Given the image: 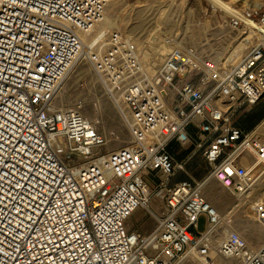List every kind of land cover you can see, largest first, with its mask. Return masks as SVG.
<instances>
[{
  "label": "built area",
  "instance_id": "built-area-1",
  "mask_svg": "<svg viewBox=\"0 0 264 264\" xmlns=\"http://www.w3.org/2000/svg\"><path fill=\"white\" fill-rule=\"evenodd\" d=\"M109 3L0 0V264H182L190 254L212 264L218 233L225 264H264V244L249 245L203 192L215 178L244 196L264 178V135L233 118L264 100V0L229 14L232 28L254 23L259 34L231 66L172 33L164 60L147 62L118 27L87 52L81 33L102 24ZM86 52L130 131L112 151L80 105H54ZM173 143L203 155L209 175L169 184L187 164ZM139 208L156 219L148 233L128 228ZM251 210L264 225V197Z\"/></svg>",
  "mask_w": 264,
  "mask_h": 264
},
{
  "label": "rangeland",
  "instance_id": "rangeland-1",
  "mask_svg": "<svg viewBox=\"0 0 264 264\" xmlns=\"http://www.w3.org/2000/svg\"><path fill=\"white\" fill-rule=\"evenodd\" d=\"M260 3L261 0H110L105 13L118 19L119 24L112 25V28L126 30L140 47L148 51L150 58L145 60L147 62H150L151 58H154L156 64L164 60L170 46L162 44V36L172 33L182 38L187 45L197 46L203 56L213 57L220 60L224 66H231L249 52L258 37L253 40L255 30L232 28L229 25V14L239 12L244 7L258 6ZM104 26L103 21L92 31L93 36L90 38L99 34ZM110 29L108 28V31ZM244 38L249 39L250 43L241 52L238 49L245 41ZM79 58L71 67L55 97L54 105H80L82 113L106 137L108 142L104 151L126 146L131 140V135L117 100L107 93L88 58ZM233 118L236 125L245 129L259 128V133L264 135V100L252 108H240ZM173 150L177 162L187 159L188 163L184 169L177 170L176 175L198 181L209 175V164L203 155L198 153L190 156V148L178 143L172 145V153ZM154 180L157 181L156 178ZM203 192L208 202L222 217L230 219L232 227L249 245L258 248L264 244V225L254 217L251 210L255 200L264 197V178L257 182L248 198L237 197L231 189L215 178L207 180ZM230 204L236 206L229 210ZM159 205L158 200H153V208L156 209ZM135 212L127 222L128 227L133 223L139 229L151 223L152 217L147 210L139 208ZM207 226L206 217L203 215L199 219L198 231H205ZM220 238L221 233H218L212 241V253L216 258L214 264L225 262L218 252ZM199 263L198 258L191 254L182 262Z\"/></svg>",
  "mask_w": 264,
  "mask_h": 264
},
{
  "label": "bare ground",
  "instance_id": "bare-ground-1",
  "mask_svg": "<svg viewBox=\"0 0 264 264\" xmlns=\"http://www.w3.org/2000/svg\"><path fill=\"white\" fill-rule=\"evenodd\" d=\"M111 16V15H110ZM108 14H106L105 13V15H104V18H103V21H104V23H105V26L101 29V31L99 32V34H97L96 36H94L92 39L90 38L91 36H93V33H92V31H89V32H82L81 33V37H82V39H83V41H84V43H85V49H86V51L88 52V51H90L91 50V48H93V46L95 47V45L97 46H99V45H101V48H104L105 46H106V41H107V39H106V33H107V31H108V28H112V27H114V26H112V25H116V24H119V22H118V19L116 20V19H114V18H112V17H110ZM250 29L251 30H255V24L254 23H251L250 24V27H249V31H250ZM256 31V30H255ZM256 34H255V36L253 37V40H254V38L255 37H258L259 36V34L257 33V32H255ZM248 37V36H247ZM247 37H245V38H247ZM244 38V39H245ZM251 39V38H250ZM136 42V41H135ZM249 43H250V40L249 39H245V41L244 42H242V44H241V46L239 47V49L238 50H240L241 52H242V50L245 48V46L247 45H249ZM136 44H137V46H138V51H139V54H140V56L142 57V59L143 60H146L149 56H148V51H146L144 48H142V47H140L139 45H138V43L136 42ZM87 52L86 53H83L81 56H83V58H88V55H87ZM238 52V51H237ZM238 55V54H237ZM80 56V57H81ZM233 56V55H232ZM231 56V57H232ZM150 58V57H149ZM233 58V57H232ZM80 59V58H79ZM152 60H150V62L151 63H153V64H156L155 63V60H154V58H151ZM237 60V59H236ZM79 62V61H78ZM159 64V63H158ZM74 65V64H73ZM72 65V66H73ZM76 66V65H75ZM71 69V68H70ZM70 71V70H69ZM69 73V72H68ZM68 75V74H67ZM66 78H67V76H66ZM65 78V79H66ZM65 81V80H64ZM61 89V88H60ZM60 91V90H59ZM234 194L237 196V197H241V198H248L250 195H251V192L250 193H247V194H245L244 196H241L239 193H237V192H234ZM218 212V211H217ZM219 213V212H218ZM215 236V235H214ZM221 256V255H220ZM222 257V256H221ZM222 258H224V257H222ZM211 259L213 260V264L216 262V258H215V256L213 255V253H211ZM199 260V259H198ZM218 260V259H217ZM224 264L225 263H227L228 262V259H226V258H224ZM199 262L201 263V264H208L209 262L211 263V260L207 263H204V262H202V261H200L199 260ZM199 263V264H200ZM219 264V263H218Z\"/></svg>",
  "mask_w": 264,
  "mask_h": 264
},
{
  "label": "crops",
  "instance_id": "crops-1",
  "mask_svg": "<svg viewBox=\"0 0 264 264\" xmlns=\"http://www.w3.org/2000/svg\"><path fill=\"white\" fill-rule=\"evenodd\" d=\"M172 145H174V143L172 144ZM172 147V146H171ZM173 154H174V150H173ZM183 161V160H182ZM182 161H180V162H182ZM188 164V163H187ZM186 164V165H187ZM186 165H185V167H186ZM184 167V168H185ZM184 179H187V178H184L183 177V175H174L171 179H170V183L169 184H174V183H176V182H179V181H181V180H184ZM236 206V205H235ZM234 205H232V204H230V209L229 210H231L232 209V207H235ZM155 209V208H154ZM155 211H156V213H158V214H160L161 213V208H160V206H158L156 209H155ZM162 211H163V208H162ZM134 213H136V212H134ZM133 213V214H134ZM133 214L130 216V218L128 219V221L132 218V216H133ZM149 216H151V215H149ZM152 217V220H151V223L149 224V225H147L146 227H139V229L137 228V227H135L134 225H133V223H132V226L131 227H128L129 229H138V230H141V231H143V232H145V233H148V232H150V231H152L153 229H154V227H155V224H156V219H155V217H153V216H151ZM127 221V222H128ZM141 228V229H140Z\"/></svg>",
  "mask_w": 264,
  "mask_h": 264
}]
</instances>
